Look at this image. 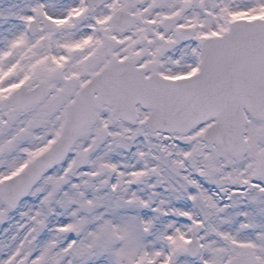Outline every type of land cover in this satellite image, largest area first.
Returning <instances> with one entry per match:
<instances>
[{"label":"snow or ice","instance_id":"obj_1","mask_svg":"<svg viewBox=\"0 0 264 264\" xmlns=\"http://www.w3.org/2000/svg\"><path fill=\"white\" fill-rule=\"evenodd\" d=\"M0 264H264V0H0Z\"/></svg>","mask_w":264,"mask_h":264}]
</instances>
